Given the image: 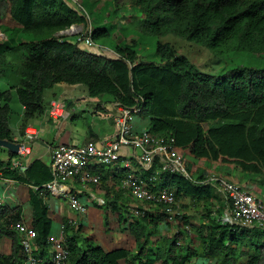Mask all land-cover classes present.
<instances>
[{"label": "trees", "instance_id": "trees-1", "mask_svg": "<svg viewBox=\"0 0 264 264\" xmlns=\"http://www.w3.org/2000/svg\"><path fill=\"white\" fill-rule=\"evenodd\" d=\"M126 2L144 12L143 34L172 33L213 46L227 43L264 59V0H0V19L11 23L3 31L7 40L0 42V75L9 84L8 89H0V138L14 140L10 126L14 91L24 106L22 133L31 119L45 113L44 92L58 83L85 84L94 97L110 94L113 102L139 109L136 114L150 118L153 132L173 135L176 146L198 162L189 167L195 177L166 173L163 184L174 189L178 200L189 198L200 206L201 217L208 222L177 215L175 235L153 244L151 236L163 220L168 221V214L156 208L130 220L127 204L119 206L115 200L109 206L120 212V224L130 222L137 250L106 251L87 238L80 243V227L71 236L69 230L75 227L66 220L70 264H187L200 253L215 264H240L243 258L246 264H264V227H243L224 219L230 202L221 199L216 183L205 181L210 170L264 196V67L241 66L213 75L169 42L158 43V62L141 59L136 46L116 44L120 57L88 46L89 32L94 42L112 35L102 25H91V13H99L100 18L114 15ZM82 23L85 29L75 39L57 36ZM17 32L34 33L37 38L19 41ZM18 157L9 151L10 160ZM10 160L0 158V174L39 186L52 179L50 164L42 160L15 170ZM95 171L101 173L103 187L114 173L105 166ZM30 202L36 253L47 257L53 225L49 207L40 190L33 188ZM22 213L21 206L0 205V242L4 236L12 241L11 253L0 255V264H23Z\"/></svg>", "mask_w": 264, "mask_h": 264}, {"label": "built area", "instance_id": "built-area-1", "mask_svg": "<svg viewBox=\"0 0 264 264\" xmlns=\"http://www.w3.org/2000/svg\"><path fill=\"white\" fill-rule=\"evenodd\" d=\"M76 25L61 30L57 36H64ZM83 30V29H82ZM81 32L74 33L78 35ZM72 34V35H74ZM61 35V36H60ZM7 40L5 32L0 31V42ZM85 42L98 52L112 57H120L115 50L101 47L94 42L91 32ZM47 114L55 119H66L69 115L67 102L54 99L46 109ZM139 109H130L120 103H116V111L113 113V121L116 126V135L104 145L90 140L82 144L60 143L51 149L52 179L43 185H31L18 179L0 174V181L7 185L3 191V198L7 199L9 187L13 183H24L40 194L47 193L58 197H67L70 205L78 215L88 212L89 202L74 193L69 186L72 181H79L83 188H102V175L96 172L102 166L112 170L111 180H117L119 187L123 189L134 201L127 204L130 211V220L142 217L147 212L156 208L168 214L169 222H177L183 215L178 210L179 200L173 188L164 186L163 175L166 173H180L187 177H194L196 172L191 170L188 157L176 146V138L173 135H165L153 132L146 128L140 132L135 130L134 115ZM40 132L35 128H27L25 137L22 138L19 149V157L10 162L11 169H23L26 165L23 158L31 153L32 143L39 139ZM205 181H213L227 196L230 207L228 218L235 225L243 227H264V198L241 187L216 173H205ZM92 201L99 205H106V198L99 196L96 191L89 192ZM132 218V219H131ZM20 230L23 234V249L25 258L23 264H48L45 257L36 253L35 238L37 231L26 220L22 213ZM72 234V232H69ZM67 232L62 227L57 236L49 235L52 258L50 264H70V249L67 244Z\"/></svg>", "mask_w": 264, "mask_h": 264}, {"label": "rangeland", "instance_id": "rangeland-1", "mask_svg": "<svg viewBox=\"0 0 264 264\" xmlns=\"http://www.w3.org/2000/svg\"><path fill=\"white\" fill-rule=\"evenodd\" d=\"M81 1V0H80ZM123 8L120 9L114 15L104 14L103 17L100 18L99 13H91V25L96 27L97 24L102 25L109 29V32L112 33L110 37L101 38L95 41L96 45L112 49L116 44H126L131 46H136L139 51V55L141 59L146 61H160V56L157 54V46L159 42H169L172 43L176 48L177 52L180 54L186 55L196 66L209 74L213 75H221L226 73L227 71L241 66H250L253 68H262L264 67V59L259 58L258 56L250 55L248 52L243 51L239 52L231 46H228L227 43L220 45H210L206 41H198L189 37H182L176 34H167L164 36H152L143 34L140 29L142 22L144 21L145 14L143 11L130 7L127 5V2L123 3ZM103 6V5H100ZM103 10L104 7H103ZM97 20V21H96ZM98 22V23H97ZM7 24L11 25L6 18L0 19V31H4L7 28ZM76 28L71 30L69 33H66L64 36L67 38L75 39L76 32H82V29H85V24H75ZM14 31V30H12ZM17 39L19 41L36 39L37 36L34 33H22L17 32ZM74 34V35H72ZM61 36V35H60ZM8 79L4 76L0 75V89H8ZM14 97L12 100L13 113L10 119L11 127L16 130L20 123V112H21V102L14 91ZM101 95L99 96H90L87 86L85 84L75 85L69 83H58L54 85L52 88H48L45 90L43 99L45 106L49 105V101L53 98L66 100L67 102H71L76 106L77 115L74 118L68 119L65 123L60 122V120L56 122H52L50 127H53V133L58 131L65 137H68L69 140L72 136L74 137V141L76 143L83 141L90 130H98L101 127H104L105 124L108 123V120L101 118L100 116H94V102L100 100ZM103 99H112L110 94L105 93L102 95ZM135 121L138 124L145 123L146 127L149 128L148 120L144 119L138 114L134 115ZM143 121V122H142ZM61 125V126H60ZM71 140V139H70ZM59 141V138H58ZM73 141V142H74ZM74 142V143H75ZM71 143V142H70ZM33 146V143H32ZM188 157V156H187ZM47 159L48 156H45ZM48 160V159H47ZM191 165H196L198 162L194 161L188 157ZM192 170V169H191ZM207 173H215L211 171H207ZM196 176V175H195ZM194 176V177H195ZM264 189V182H261ZM216 192L224 199L225 193L219 191L220 189H215ZM3 192H0V199L3 198ZM264 197V196H260ZM6 200V199H5ZM4 200V202H5ZM3 201V199H2ZM178 210L186 215H190L191 220H194L196 223H200L203 217L201 214L203 213V209L200 206H196L192 200L189 198H181L179 200V205L177 206ZM204 221L208 222V219ZM227 218V217H226ZM107 216L103 215V223L104 227L109 226L107 221ZM132 219V218H131ZM228 219V218H227ZM179 221L174 224L168 223V221L163 223L161 230H154V237L159 238V240L165 239L166 237H170L175 235L178 231ZM99 226H97L98 228ZM100 231L98 229L96 232ZM194 235V234H192ZM5 242L0 245V248L4 245H7L9 241L5 238ZM194 242L198 244V239L194 235ZM197 262V260H196ZM160 264V262L158 263ZM193 264V263H191ZM197 264V263H196ZM240 264H246V259L243 258L240 261Z\"/></svg>", "mask_w": 264, "mask_h": 264}, {"label": "crops", "instance_id": "crops-1", "mask_svg": "<svg viewBox=\"0 0 264 264\" xmlns=\"http://www.w3.org/2000/svg\"><path fill=\"white\" fill-rule=\"evenodd\" d=\"M112 50L115 51L114 48ZM75 85H82V84H75ZM88 89V88H87ZM5 90V89H4ZM101 99L94 102V116L98 115L101 118L105 120H108V123L105 124L104 127L99 128L96 130H90V132L87 134V136L84 138L83 141L76 143L74 141V137L72 136L69 140H66L69 138L63 136L59 131L52 132L53 127H50L52 122H56L60 120L61 124L65 123L68 119L74 118L77 115L76 112V106H72L73 104L71 102H67V107L69 111V115L66 119H55L50 117L47 114V111L39 117H36L34 119H31L28 123L27 128H35L39 130L40 135L39 139H37L31 148V153L27 155L25 158H23L25 167L23 169H26L33 161L39 159L43 162L50 164L51 162V149L54 145L60 144V143H70V144H82L87 141L93 140L96 141L99 145H104L108 140L112 139L116 135V126L113 121V113L116 111V102H113L112 99H103L102 95L100 96ZM56 98H53L49 101V105L52 100ZM58 100V99H57ZM60 100V99H59ZM45 106L46 109L49 107ZM13 108V107H12ZM13 113V112H12ZM12 116V115H11ZM24 117V106L21 104V112H20V123L16 130H14L12 127V132L14 136V141L19 142L22 138L25 137V133H22L21 131V124ZM148 120V123L150 124V118H144ZM135 130L140 132L142 130H145L147 127L145 123L138 124L135 121V118L133 119ZM11 126V125H10ZM61 126V125H60ZM26 128V130H27ZM59 138V141H58ZM75 143H74V142ZM9 151L7 148L6 150L0 151V158L4 159L6 163H8L9 159ZM19 155V154H18ZM45 156H48V160L45 158ZM15 159V158H14ZM13 160V159H12ZM10 160V162L12 161ZM210 171V170H207ZM206 171V172H207ZM212 172V171H211ZM104 187L97 188V187H90V190L88 188H83L79 181H72L69 183V186L71 187L72 191L82 197V199L88 200L89 202V208L88 212L84 215H78L73 207L70 205L69 200L67 197H58L55 195H52L50 193H47L44 197L48 207H49V216L53 220L52 230L51 234L52 236H57L64 226V229L66 230L65 221L69 220L72 227L70 228L69 232H72L70 234L71 236L74 234V232L80 227L79 231V242L84 243V239H88L90 243L103 247L106 251H113L115 249L125 248L128 250H131L132 252L137 250V243L132 235L130 228H129V221L120 224V212H117L113 210V205L109 206L110 202L116 201V204L124 205V204H133L134 201L132 198L124 191H121V188L119 187V182L115 183L114 180H111L110 178L105 181ZM7 183L0 181V192L2 193L5 190ZM32 187H30L27 184L24 183H13L8 190V198L5 200L0 199V205H8L10 207H17L21 206L23 209V215L26 218V220L29 222V224H32L33 220V207L30 202V192ZM96 191L99 196H103L106 198L107 204L106 205H99L96 201H92L89 192L90 191ZM41 195V194H40ZM260 197V196H259ZM224 198H227L226 195H224ZM263 198V197H262ZM221 199L222 196H221ZM5 200V202H4ZM124 202V203H123ZM230 207V203H229ZM228 207V209H229ZM201 208V207H200ZM228 209L225 214V218H228ZM107 216L108 225L107 227H104L103 223V215ZM185 214V213H183ZM190 217V215H187ZM227 217V218H226ZM191 218V217H190ZM228 220H230L228 218ZM194 222V220H192ZM231 221V220H230ZM165 223L163 220L159 224V228L161 230V227ZM170 224H174V222H168ZM197 223V222H196ZM97 226H99L97 228ZM98 229L100 231L96 232ZM194 236V235H193ZM5 238H7L9 241L7 242V245H4L0 248V255L3 254H10L12 251V241L7 236L2 237L0 245L5 242ZM159 238L156 239V237L151 236V243H155ZM161 241V240H159ZM158 243V242H157ZM195 243V242H194ZM196 246L198 244L195 243ZM52 250H50L47 255V258H52ZM197 260V262H196ZM48 261V260H47ZM51 261L49 260V263ZM123 263V262H122ZM215 264L214 260H206L203 257V253H200V255H196L187 264ZM124 264V263H123ZM158 264V263H157Z\"/></svg>", "mask_w": 264, "mask_h": 264}, {"label": "water", "instance_id": "water-1", "mask_svg": "<svg viewBox=\"0 0 264 264\" xmlns=\"http://www.w3.org/2000/svg\"><path fill=\"white\" fill-rule=\"evenodd\" d=\"M0 146L7 148L15 154H19L20 143L17 141L0 138Z\"/></svg>", "mask_w": 264, "mask_h": 264}]
</instances>
